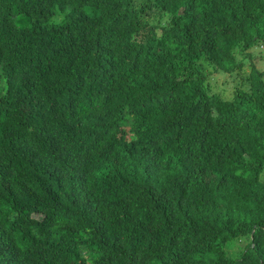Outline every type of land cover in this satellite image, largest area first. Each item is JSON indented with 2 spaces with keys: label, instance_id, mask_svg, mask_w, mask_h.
<instances>
[{
  "label": "trees",
  "instance_id": "16d2710c",
  "mask_svg": "<svg viewBox=\"0 0 264 264\" xmlns=\"http://www.w3.org/2000/svg\"><path fill=\"white\" fill-rule=\"evenodd\" d=\"M261 45L264 0H0V264H264Z\"/></svg>",
  "mask_w": 264,
  "mask_h": 264
},
{
  "label": "rangeland",
  "instance_id": "374dc122",
  "mask_svg": "<svg viewBox=\"0 0 264 264\" xmlns=\"http://www.w3.org/2000/svg\"><path fill=\"white\" fill-rule=\"evenodd\" d=\"M84 10H88V8L85 7ZM57 18V16H54L49 20H56ZM13 20L19 26H26L29 24V18L21 14L15 15L13 17ZM165 20L166 15L162 17L161 21L163 22ZM251 54L256 66L262 69L264 66V45L252 49ZM246 69L247 68L245 67L244 70L246 71ZM235 82H237V80H234L231 75L229 76L228 74L224 73H216L212 75V78H210L211 89L218 92L224 97H229L230 91ZM237 249L238 246L226 247V250L231 256L237 251Z\"/></svg>",
  "mask_w": 264,
  "mask_h": 264
}]
</instances>
